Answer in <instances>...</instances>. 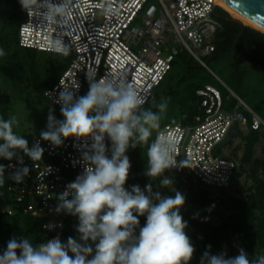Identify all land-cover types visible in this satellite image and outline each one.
I'll list each match as a JSON object with an SVG mask.
<instances>
[{"label":"clouds","instance_id":"clouds-1","mask_svg":"<svg viewBox=\"0 0 264 264\" xmlns=\"http://www.w3.org/2000/svg\"><path fill=\"white\" fill-rule=\"evenodd\" d=\"M19 3L29 16L39 17L42 25L60 26L62 31L48 39V50L69 56L71 43H65V36L79 27L74 20V0ZM104 10L114 11L111 5ZM5 55L0 49V57ZM85 75L87 93L77 96L79 84L61 86L54 102L61 105L63 119H57L50 108L46 130L40 132V138L53 147L62 146L69 137L82 141L83 171L58 195L54 209L57 215L78 219L75 230L79 236H69L66 243L56 236L37 245L28 238L13 237L0 254V264H190L196 248L186 233L188 222L180 214L184 194L175 191L174 197L165 196L154 192L151 183L144 190L139 185L131 186L130 191L125 188L131 168L126 155L130 148L147 145L144 174L150 180L160 178L161 187L173 184V179L164 175L166 170L190 167V158L177 160V138L161 131L167 100L159 104L153 100L152 106L145 108L147 98L134 83L120 76L97 78L94 69ZM17 123L15 116L0 117V158H16L23 165L22 152L34 162L41 161L45 150L40 141L29 147L28 140L14 132ZM153 132L156 136L149 143ZM5 171V165L0 164V187L5 183ZM29 172L27 166L18 167L10 178L19 184ZM139 217H146L143 226ZM58 226L51 221L44 228L52 231ZM200 264H264V255L250 259L241 247L238 255L228 257L226 251L212 254L208 245Z\"/></svg>","mask_w":264,"mask_h":264},{"label":"built area","instance_id":"built-area-1","mask_svg":"<svg viewBox=\"0 0 264 264\" xmlns=\"http://www.w3.org/2000/svg\"><path fill=\"white\" fill-rule=\"evenodd\" d=\"M74 4V20L79 27L65 36V43H71V53L64 57L69 65L56 83L44 91L55 107H61L54 102L61 86L73 88L79 84L76 94L83 95L88 83L85 73L90 69L97 71V78L120 76L134 83L149 102L182 52L205 67V59H212L216 53L215 37L222 23L215 11L223 8L217 0H74ZM109 5L112 13L104 10ZM60 31V26H44L39 17L26 13L19 26V46L56 54L48 50V39ZM196 93L200 98L199 112L192 123H161V131L177 138V160L191 161L189 168L171 170L181 169L205 185L230 190L239 164L231 157L233 149L229 143L237 137L225 144L224 141L234 126H238L240 136L264 130V120L240 99L233 110H224L221 92L212 85ZM44 130L46 127L29 142L31 147L40 141L45 150L41 161L34 162L21 153L23 165L16 158L5 165L7 190L13 202L1 207L0 213L11 216L19 212L43 221L42 230L61 238L65 219L70 216L57 215L54 209L58 195L83 171L82 141L69 137L62 146L53 147L40 138ZM105 143L110 147L107 138ZM22 166L30 172L17 184L10 177ZM51 221L60 226L48 231L44 225Z\"/></svg>","mask_w":264,"mask_h":264},{"label":"trees","instance_id":"trees-1","mask_svg":"<svg viewBox=\"0 0 264 264\" xmlns=\"http://www.w3.org/2000/svg\"><path fill=\"white\" fill-rule=\"evenodd\" d=\"M215 14L220 16L222 29L215 37L216 53L213 58L220 53L231 51L235 53L237 64L240 65L246 62H253L264 71V33L249 27L248 30L239 37L235 48L232 50L233 42L241 29V25L228 21L227 19L231 18V16L221 7L216 8ZM25 18L26 13L25 16L19 20L18 29L13 35H5L4 39H1L0 36V49H3L6 52L5 56L0 57V66H2V69L7 72L6 76L11 74V70L8 66L9 62L6 61V45L7 42H13L19 46V26ZM23 49L27 51L29 56H32L33 51H35L33 49ZM58 56L61 57L60 60L51 58L48 61L49 67L46 70L45 77H39L36 73H33L32 75L33 83L42 93L56 83L61 73L65 71L69 65V61L66 58L60 55ZM179 66H184L186 72L178 79V89L168 86L162 91V96L158 100V103L162 102V99L167 100L168 107L166 111H168L169 114L168 118L172 121L161 122L162 124L192 123L195 115L199 112L200 98L196 91L207 85H211L207 80H204L205 78L203 76L199 77L192 72L194 68L201 67V65H199L197 61L185 51L177 57L172 70ZM166 83L167 79L160 84V86ZM159 87H157V89ZM88 89L89 85L86 83L83 95L87 93ZM157 89L151 100L144 107L152 106V101L156 100L158 97ZM163 95L165 96L163 97ZM227 102L228 104H226ZM236 103V98L230 99L227 97L225 101L223 100V109L231 111L234 109ZM254 111L257 112L256 110ZM12 113L10 96H2V94H0V117L9 119ZM56 118L63 119L61 113H59ZM45 127L39 130L44 129ZM263 132L264 130L250 131L247 134H244L247 141H245L243 147L244 150L241 155L239 154V147H235L231 151V157L238 161L239 166L234 178V187L230 190L225 188L217 189L213 186L205 185L195 178L191 183L188 178L185 179V171H181V169L166 170V172H169V174L171 173V175L174 176L171 177L179 183L185 182L192 192V198L190 200H185L184 205L180 209V214L183 216L184 220L188 222L186 233L189 235L196 248L190 264L200 263V257L208 245H211L212 253L217 250L226 252L232 250L234 255L238 254V249L242 247V244L244 245V248L242 247L244 250L249 249V254H252L257 250L254 248V246H256L263 250L262 254L264 255V142L262 157L255 158V150L260 143ZM35 134L25 135L24 138H26L29 143ZM232 146L233 141L229 143V147ZM137 149L138 147L133 149V151L129 149L131 154L126 153L131 162L129 177L125 184V188L129 191L131 190V186L150 180V178L144 174L147 168V160L144 167H138L137 165L135 154ZM13 159L9 161L0 158V164L6 165L9 162H12ZM248 166L251 168L253 185L247 189L240 190L239 182L243 175L246 177L249 174H247ZM4 180L5 183L3 187H0V208L8 206L13 202V196L7 190L5 177ZM156 180H160V178H153L152 183H155ZM158 184L159 188L155 186L153 189L154 192L160 191L162 195L174 197L175 194H170L169 190L165 187H161L160 183ZM235 194H238L239 197H235ZM219 207L224 208L225 212L221 213L218 210ZM214 210H216V212H214ZM139 220L140 226H143L146 222V217H139ZM21 221H23L24 225H32L34 229L28 232L23 231L22 229V231L15 232L14 235L8 237L10 232L14 229L13 226H17ZM77 221L78 219L73 216L65 219V227L60 238L63 242L66 243L69 236H74L76 233L75 226L78 224ZM42 223L43 221L40 222L37 219L28 215H23L19 212L11 216L0 213V254L6 250L8 241L13 237H16L17 239L22 237L28 238L34 245L52 239L55 236V233L42 230Z\"/></svg>","mask_w":264,"mask_h":264},{"label":"rangeland","instance_id":"rangeland-1","mask_svg":"<svg viewBox=\"0 0 264 264\" xmlns=\"http://www.w3.org/2000/svg\"><path fill=\"white\" fill-rule=\"evenodd\" d=\"M23 16H25V11L22 10L19 0H0L1 39H4L5 35H13V33L18 29L19 20ZM6 48V61L9 62V64H7L11 70V74L6 76L7 72L2 69V66H0V94H2V96L9 95L11 98L13 112L11 117L15 116L18 122L17 125L14 126V132L23 137L25 135H33L37 133L39 129L47 125V116L50 108L55 110V116L61 112L60 107L53 106L51 101L44 96V93L40 92L36 88V85L33 83L32 75L33 73H36L39 77H45L46 70L49 67L48 61L51 58L60 60L61 57L56 54H50L38 50L33 51V55L29 56L25 49L20 48L13 42H7ZM205 62L207 67L197 62L201 65V67L194 68L192 72L199 77L203 76L205 78L204 80H207L214 88L219 90L224 101L227 97L230 99L236 98V100L240 99L246 105L256 110L264 120V71L259 66L253 62H246L240 65L237 64L235 53L231 51L227 53H220L213 59H205ZM185 72V67L179 66L169 73L167 76V83L157 89L158 97L155 100L157 104H159L158 100L161 98L162 91L165 88L169 86L174 89H178V79ZM164 96L165 95H163V97ZM226 104H228V102ZM157 110L158 109L153 108V111ZM168 115V111H166L161 122H172L168 118ZM155 136L156 133L153 132L149 143H151V140L154 139ZM245 141H247V139L245 138V135L242 134L241 137H237L233 140V146L230 148L234 149L235 147H239V154L241 155L244 150L243 147ZM263 142L264 132L262 133L260 143L256 147L255 158L262 157ZM131 150L133 151V149ZM225 151L228 152L229 148H225ZM127 153L131 154L129 150ZM135 154L138 167H144L147 159V145L138 146ZM247 170V174H249L246 177L243 175L239 182L240 190L247 189L253 185L251 168L248 166ZM184 174L186 176L185 179L188 178L192 183L194 178L190 177V174L187 172ZM164 175L169 177L173 176L171 173L169 174V172H165ZM173 177H171L173 179V184L165 188L169 190V193L172 195L175 194V191H180L184 194L185 200H190L192 198V192L188 185L185 184V182L179 183ZM149 183L152 184L153 189L155 186L159 188V180H156L155 183H152V180H147L146 182L139 183L138 185L142 190H144L145 185ZM235 195V197H239L238 194ZM218 210L221 213L225 212L222 207H219ZM214 212H216V210H214ZM21 222H19L17 226H13L14 229L10 232L8 237L14 235L15 232L17 233L22 231V229L26 232L34 229L32 225L27 226L23 224V221ZM78 236L79 234L76 232L73 238H78ZM242 247L244 248L243 244ZM254 248L257 250L252 254L248 253L249 249H245L250 259L263 255L262 249L256 246H254ZM221 251L222 250H217L212 254H218ZM236 255L232 253V250L227 252L228 257Z\"/></svg>","mask_w":264,"mask_h":264},{"label":"water","instance_id":"water-1","mask_svg":"<svg viewBox=\"0 0 264 264\" xmlns=\"http://www.w3.org/2000/svg\"><path fill=\"white\" fill-rule=\"evenodd\" d=\"M226 4H228L231 8L257 23L258 25L264 28V0H223ZM228 21L235 22L241 25V29L238 32L232 46V50L235 48L238 39L242 36L245 31L248 30L249 26L244 25L241 21L229 18ZM240 131L238 126H234L228 135L227 139L224 141V144L227 143L234 137H239Z\"/></svg>","mask_w":264,"mask_h":264},{"label":"bare ground","instance_id":"bare-ground-1","mask_svg":"<svg viewBox=\"0 0 264 264\" xmlns=\"http://www.w3.org/2000/svg\"><path fill=\"white\" fill-rule=\"evenodd\" d=\"M217 3L230 13L231 18L237 19L241 21L244 25H247L264 33V28L262 26L243 16L242 14L231 8L223 0H217Z\"/></svg>","mask_w":264,"mask_h":264}]
</instances>
